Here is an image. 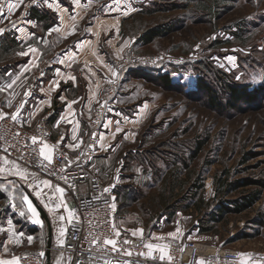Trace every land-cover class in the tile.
<instances>
[{
    "label": "rangeland",
    "instance_id": "1",
    "mask_svg": "<svg viewBox=\"0 0 264 264\" xmlns=\"http://www.w3.org/2000/svg\"><path fill=\"white\" fill-rule=\"evenodd\" d=\"M91 1L98 18L113 21L97 49L118 71L100 95L111 87L110 100L121 91L124 102L146 105L138 135L120 136L127 156L125 184L116 197L118 225L131 233L142 229L153 243L161 240L157 237L192 239L205 248H236L246 254L247 264H264V0ZM159 24L167 31L145 42L143 33ZM142 66L175 72L177 84L164 85ZM199 77L215 89L223 106L197 89ZM127 79L135 84L124 86ZM228 82L254 88L253 97L228 104ZM8 159L29 178L0 176V249L8 241L6 251L19 256L45 249L48 239L45 224L31 230L33 215L22 203L27 195L39 213L29 195L37 196L34 175L60 184ZM254 190L259 191L256 202L242 211L232 209ZM220 205L229 208L213 220ZM203 225L209 230L201 232Z\"/></svg>",
    "mask_w": 264,
    "mask_h": 264
},
{
    "label": "crops",
    "instance_id": "2",
    "mask_svg": "<svg viewBox=\"0 0 264 264\" xmlns=\"http://www.w3.org/2000/svg\"><path fill=\"white\" fill-rule=\"evenodd\" d=\"M8 2L15 3L16 0ZM91 10H95L94 18L86 22L82 29L79 22L83 21ZM12 24L16 25L15 30L10 29ZM112 24L113 21L106 17H97L95 2L91 0H69L67 3L58 0L53 8H49L43 0H37L36 3H33V0H21L20 6L11 13L6 7L0 18V29H4L3 34H0V112L12 116L20 109L17 121L30 130H33L40 120L45 119L53 139V143L48 145L55 146L60 142L59 147L65 149L70 162L77 159L78 151L91 135L88 118L98 102L102 86L110 79L112 71L118 72L107 54L97 49L98 40L112 28ZM53 28H58V31L49 34V29ZM21 29L23 31H20ZM111 39L110 37V44ZM29 47L35 48L36 52L19 54L27 52ZM119 54L120 51L115 52V56L119 57ZM175 74L171 72L174 81L177 80ZM69 76H74L75 80ZM129 84L135 83L127 79L124 86ZM123 95L120 91L118 98L108 102L107 115L96 145L97 153L87 165L89 174L100 180L103 191L106 188L111 189L110 192L104 191L105 196L111 199L114 197L115 201L119 190L125 184L123 164L127 154L121 145L120 136L126 139L135 138L146 111L144 103L134 105L124 102ZM72 101L76 103L72 104L70 113L67 105ZM61 117L65 119L61 120ZM69 120L72 123H68ZM73 128H76L75 141L72 139ZM117 128L120 131H117ZM70 144L79 146L73 149L67 146ZM107 144H110V147L107 152H103L102 148ZM138 147H132L131 151H136ZM4 155L0 154V176L13 179L19 173L9 157ZM5 158L9 163L4 162ZM43 180L44 177L38 174L33 182L36 184ZM40 188L42 192L39 197L48 202L42 206L52 223V244L48 246L47 239L45 264H57V261L59 264H68L66 253L58 244L60 222L56 219L59 215L67 218L68 213L64 207L50 211L59 201L60 193L53 195L43 184H40ZM49 196H52L51 203ZM36 198L39 199L37 196ZM63 199L68 209L72 210V203L66 193ZM37 218L41 223L34 222ZM29 220L30 225L36 227L41 228L45 224L48 234L47 224L40 213L36 217L31 216ZM62 223L66 231L70 223L67 219ZM8 245L10 243L6 241L3 250L0 249V261L17 258L18 262L15 252L6 251Z\"/></svg>",
    "mask_w": 264,
    "mask_h": 264
},
{
    "label": "built area",
    "instance_id": "3",
    "mask_svg": "<svg viewBox=\"0 0 264 264\" xmlns=\"http://www.w3.org/2000/svg\"><path fill=\"white\" fill-rule=\"evenodd\" d=\"M8 1L5 0L4 12ZM4 12L0 13V17ZM15 28V24L10 27L11 30ZM153 64L150 63L151 66ZM112 94L113 89L109 87L99 96L88 118L91 135L78 151L77 159L73 162L68 161L65 149L58 147L53 153L52 164L48 165V162L44 161L43 165L47 168L41 165L39 147L42 143H53L45 119L40 120L33 130L27 129L17 120L13 121L10 115L0 120V150L66 189L65 192L72 203V210L76 213V217L65 231V243L60 246L67 255L68 264H107V262L116 264L117 261L120 264H124V261H132L134 264H201L203 256V264H241L243 257L236 248H223L208 253L204 252V245L200 242L192 239L181 240L177 237H167L153 243L149 235L143 234L142 240L139 235L133 237L131 232L118 225V204L104 195L100 180L91 177L87 169L88 162L97 153V141ZM15 102L18 103V101ZM33 137L37 140L35 144L32 142ZM109 147L110 144L105 145L102 151L107 152ZM51 169H55L56 175H49ZM62 176L68 177L67 183L61 179ZM113 203H115V210L111 208ZM113 224L121 233L119 240L122 242L127 239L131 242L124 245V248L130 250L132 256L112 252L109 250L111 246H103L105 238H115ZM145 243L167 245L166 252L171 260L160 261L159 252H154L156 259L149 258L147 256L149 250L142 246ZM140 252L144 255H140ZM45 258V249L31 250L20 254L17 264H44Z\"/></svg>",
    "mask_w": 264,
    "mask_h": 264
},
{
    "label": "snow or ice",
    "instance_id": "4",
    "mask_svg": "<svg viewBox=\"0 0 264 264\" xmlns=\"http://www.w3.org/2000/svg\"><path fill=\"white\" fill-rule=\"evenodd\" d=\"M37 0H33V3H36ZM58 0H43V3L47 4L49 8H53L55 4H57ZM20 3H21V0H16L15 3H12V2H8L6 4V7H7V10L9 13H11L14 9L18 8L20 6ZM4 7H5V0H0V13H3L4 12ZM2 18V17H0ZM20 31H23V29H21ZM52 31H58V28H53V29H49V34L52 32ZM4 32V29H0V34H3ZM33 35H35V33H33ZM35 53L36 52V49L35 48H31L29 47L28 51L27 52H22V53H19L20 55H28L29 53ZM110 71H112L111 69H109ZM112 75L113 76H116L117 73L115 71H112ZM70 79H73L75 80V77L74 76H69ZM14 83V81H13ZM57 87H58V83H57ZM73 103H76V101H72V102H69V104L67 105V108L69 109V112L71 113L72 112V104ZM10 106V104H9ZM20 109L17 110V114H13L12 115V120L15 121L18 119V113H19ZM6 116L5 113L3 112H0V119H4ZM65 117H61V120H64ZM68 123H72L71 120L68 121ZM110 123V122H109ZM78 124V122H77ZM57 126H59V122L57 124ZM107 126V125H106ZM117 131H120L119 128H117ZM73 136H72V139L75 141L77 139V136H76V128H73ZM32 142L35 144L37 143V140L35 137L32 138ZM61 142H63V138L61 139ZM82 142V141H81ZM59 143L55 146H50L48 145L47 143H42L41 146L39 147V156L41 158V165H43V162L44 161H47L48 162V165H51L52 164V160H53V153L56 151V149H58L59 147ZM68 147L70 148H76L78 147L79 145L78 144H75V145H67ZM103 146V145H101ZM35 151V149H34ZM4 162L7 164L9 163V161L5 158ZM13 164L14 167H17L18 166L15 164V161H12L11 162ZM47 168V166H44ZM61 171H63V169H61ZM26 170H22V171H19V175L21 177V179H24L25 181L27 180V176H26ZM49 175H56V171L55 169H51L49 170ZM34 180L36 179L35 175H34ZM61 179H64L65 182L67 183V180H68V177L66 176H62ZM40 184H43L44 187H48L50 189V191H52L53 195L55 193H60V198H59V201L55 203L54 205V208H50V211H56L58 209H60L61 207H64L65 211H67L68 215H67V218L64 216V215H59L56 219L59 223V233H58V244L60 246H63L64 243H65V240H64V237H65V228L63 226V223L65 221V219H67L68 223H71L73 218L76 217V213L74 210H70L68 209L67 207V204L65 203L64 199H63V196H64V193L66 191L65 188L59 186V185H52L51 181L49 180H43V181H38L36 184H35V187L37 188V196L41 195V192H42V189L40 188ZM71 187V185H69ZM29 187H33L32 184H29ZM110 188H106L104 189L105 192H110ZM115 198L113 197V200ZM52 202V196H49V203ZM22 203H27V206H28V209L29 211L32 213V215L34 217L37 216V213H36V209L33 207V205L31 204V201L29 200L28 196L27 195H24L22 197ZM111 208L113 210H115V203H113L111 205ZM21 215H24L23 212L20 213ZM35 223H41V221L37 218L34 220ZM9 223H11V221H9ZM112 229H113V232H114V237L115 238H105L103 240V246H111L110 247V251L112 252H117V253H121L123 255H127V256H132V252L130 250H128L127 248H124V245H127L129 243H131L129 240L127 239H124L122 242L119 240V237L121 236V233L119 232V230L116 229V226L113 224L112 225ZM140 236L141 239L143 240V230L142 229H139V230H136V231H133L132 232V236L133 237H136V236ZM169 235H172V236H175V233H172V234H169ZM31 237H29V243H31ZM156 239H163V237H157ZM143 247H146L149 251L147 253V256L149 258H152V259H156L157 257L154 256V252H159V256H158V259L160 261H165L166 259L168 260H171V257L167 255V252H166V249H167V245H164V246H161L159 244H153V243H145L142 245ZM140 255H144L143 252H140L139 253ZM41 255H43V253H41ZM242 256L246 255V254H241ZM0 264H17V258H13V260L9 261V260H2L0 261ZM57 264H59V261H57ZM107 264H110V262H107ZM116 264H120L119 261L116 262ZM124 264H134V262L132 261H124ZM201 264H203V262H201ZM241 264H246V261L245 260H241Z\"/></svg>",
    "mask_w": 264,
    "mask_h": 264
},
{
    "label": "trees",
    "instance_id": "5",
    "mask_svg": "<svg viewBox=\"0 0 264 264\" xmlns=\"http://www.w3.org/2000/svg\"><path fill=\"white\" fill-rule=\"evenodd\" d=\"M168 27H166L165 25L159 24L153 27L148 28L142 35V37L145 39V42H151L156 36L162 35L163 33H165L167 31ZM143 68L146 66H142ZM145 69V68H144ZM147 72L149 71L150 73L155 74L164 85H176L177 81H174L171 78V71H163V70H158L157 69H151V68H146L145 69ZM226 87L228 88L230 94H229V99H228V104H235L237 103L238 100H240L243 97H249L252 98L253 95L250 94V92L254 89H250L248 86L246 85H242V84H235V83H230L228 82ZM205 89L207 92V95H209V99L210 102H213V105L216 106H223L222 102L219 100V98L217 97L216 91L215 89L208 84L203 77H199L197 80V89ZM258 88V87H257ZM195 89V90H197ZM189 92V91H188ZM187 92V93H188ZM244 184V183H242ZM125 195V194H124ZM259 196V191L258 190H254L250 193H248L246 196H244L242 199L236 200L232 205V209L236 210V211H242L246 208H248L249 206H251L254 202L257 201ZM229 208L228 205H220L219 209L217 210V213L214 214V216L212 217V219H218L220 216H222L224 214L225 211H227ZM204 226V225H203ZM31 230H34L35 226L34 225H30ZM209 230V227H202L201 232H206Z\"/></svg>",
    "mask_w": 264,
    "mask_h": 264
},
{
    "label": "water",
    "instance_id": "6",
    "mask_svg": "<svg viewBox=\"0 0 264 264\" xmlns=\"http://www.w3.org/2000/svg\"><path fill=\"white\" fill-rule=\"evenodd\" d=\"M29 195L32 198L34 204L36 205L41 217L44 219V221L47 224V227H48V246H51V244H52V223H51L50 217H49L47 211L45 210V208L38 202L37 198L34 197L32 194H29Z\"/></svg>",
    "mask_w": 264,
    "mask_h": 264
},
{
    "label": "bare ground",
    "instance_id": "7",
    "mask_svg": "<svg viewBox=\"0 0 264 264\" xmlns=\"http://www.w3.org/2000/svg\"><path fill=\"white\" fill-rule=\"evenodd\" d=\"M214 251H215V247H213V246H207L206 248L204 247V252L211 253Z\"/></svg>",
    "mask_w": 264,
    "mask_h": 264
}]
</instances>
